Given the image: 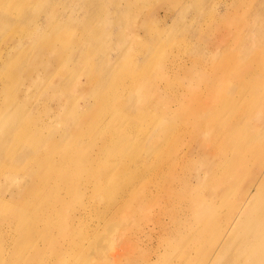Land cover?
Instances as JSON below:
<instances>
[{
  "label": "rangeland",
  "instance_id": "374dc122",
  "mask_svg": "<svg viewBox=\"0 0 264 264\" xmlns=\"http://www.w3.org/2000/svg\"><path fill=\"white\" fill-rule=\"evenodd\" d=\"M47 2L50 4L46 5ZM7 17L16 22L9 24L5 20ZM259 27L264 34V0H0V143L3 141L0 144V168L8 175L17 176L12 184L13 188L27 187V193L16 194V199H13L15 195H10L9 191H0V264H6L8 260L10 264H93L102 254L103 261L108 264L109 255L115 254L117 250L123 257L125 253H121L119 247L125 243L123 240L127 236L129 240H135L133 227H143V221L132 213L129 214V211L123 209V205H136L146 201L149 208H157L161 201L159 199H165L166 195L179 197L182 206L166 207L165 217L171 214L181 215L183 209L191 204H206L199 213L205 223L210 225L209 241L194 242L192 249L196 253H208L212 247L210 239L219 227L220 218L231 214L233 197L237 191L233 194H220L226 186L222 190H218L217 186L228 181L210 179L196 191L193 189L185 193L186 204L183 207L182 193L178 189L170 191L164 187L171 181L169 171L177 158V139L183 137L181 148L189 145L192 140L191 126L181 127L182 121L178 117H165L169 122L162 126V136L158 141L161 146L169 142V148L149 149L148 141L143 137L148 136V130L153 127L154 121L164 114L163 106L177 102L184 112L192 115L193 109L199 106V98L203 93L201 89L190 88L188 81H173V73L166 75L160 71L164 68L163 65L173 59L188 61L187 56L191 51L202 48L211 57L213 65L201 66V69L210 72L217 69L223 75V81L213 86L224 85L226 71L246 65H251L254 70L264 69V62L251 60L259 51V41L252 38L250 42L244 38L246 35H256ZM54 31L61 35L62 41L52 42L49 49L41 51L34 59V64L49 70L31 86L15 82L11 71V66L16 62L14 57L27 56L22 60L24 66L31 59L34 49L39 48L41 40L46 36L52 37ZM207 45L210 49L206 48ZM237 46L236 50L230 49ZM111 56L113 59H110ZM235 57L239 58V64H235ZM142 59L148 62L149 67H144ZM135 60L140 62L132 65ZM262 76L238 79L239 85L249 89L253 95V100L249 103L238 101L245 103L241 107L242 119L248 121V127L241 129L243 135L256 131L259 125L256 112L260 105L256 104L264 103V96L257 92V85L260 81L264 83ZM8 81L10 83L7 85ZM176 85H180L176 87V98L183 96V102L174 98L163 102ZM61 87L70 88L73 95L61 92ZM17 89L23 93L18 95ZM96 90L100 92L99 97H95ZM5 92L25 112L13 117L11 122H6L3 117L6 107ZM226 105L230 104L226 102ZM138 106L145 109L144 115L127 113L128 107L134 110ZM36 111L40 113V117ZM118 111L127 113L126 117L111 121V114L114 116ZM229 120L231 119L226 121ZM201 121L208 123L207 118ZM243 123L241 120L239 125ZM7 127L14 130L4 141V130ZM218 130L226 135L224 131L227 128ZM110 135H113V139ZM232 136L233 130L229 131L224 143L216 135L209 138L203 136V141L227 149L232 158L243 156L245 149L239 142L236 141L232 146L226 144V139ZM101 137L105 143L101 142ZM262 146L264 147V135ZM22 153L25 155L20 164H8L9 160ZM69 158L74 160L72 164L66 162ZM85 159L89 162L86 163ZM34 160L38 161V165ZM220 162L222 165L218 171H222L230 161L223 158ZM82 165L123 167L120 172L108 174L113 177V186L110 188L107 184L109 176L102 180L97 189L73 178L72 185L69 186L71 193L78 194L87 189V195L104 194L99 210L104 202L112 203L121 210L113 216V224L110 223L112 227L109 222L101 223L95 229L96 237L84 241L83 257L72 260V250L58 244L53 247L50 243L51 239L59 238L62 225L58 228V215L54 216L53 227L48 231L46 227L50 225L49 219L39 210L47 204L51 195L63 193L59 183L71 182H63L61 178L64 175L77 176L78 168ZM209 166L208 161L196 162L188 165L187 170L206 176ZM29 176L33 177L32 185H26ZM118 177L119 180H134L135 191H128L123 197L116 199L113 190L118 187ZM172 182L180 184L177 178ZM9 183L11 181L6 175V181L2 184ZM139 188L144 189L140 198L145 201L138 199ZM19 192L22 193L23 190ZM206 192L216 193L215 198L207 199ZM90 198L78 195L71 198V204L65 205L63 202L58 205L56 210L60 207L64 223L66 224L69 216L80 210V204L91 203L93 199ZM71 199L67 198V201ZM14 209H25L23 211L26 213L22 215L24 217H3ZM193 214L197 215L198 212L194 211ZM93 216H88L86 221L97 224V219H93ZM262 221L264 218L255 215L248 218L250 227L262 226L263 230L251 236L250 245L231 251L230 254L235 257L245 255L244 259H238L239 264H254L255 259L249 253H260L261 248L264 251ZM180 224L184 226L181 220ZM73 225L76 227L71 231L73 235L79 229H84L83 223L79 227L78 221H74ZM21 231H29L28 238L18 241ZM240 235L242 233L237 231L236 236ZM118 236L123 240L117 242ZM59 246L69 254L68 263L66 253L55 250ZM101 246L103 248H99ZM179 246L181 248L178 250H182V253L185 247L182 242ZM160 250L162 256L157 264L183 260L182 255L178 256L177 250L171 254H175V257H171L169 246L166 248L163 245ZM141 262L143 259L138 263Z\"/></svg>",
  "mask_w": 264,
  "mask_h": 264
},
{
  "label": "bare ground",
  "instance_id": "6f19581e",
  "mask_svg": "<svg viewBox=\"0 0 264 264\" xmlns=\"http://www.w3.org/2000/svg\"><path fill=\"white\" fill-rule=\"evenodd\" d=\"M18 4V3H16ZM50 2H47L46 5H49ZM21 6L20 4H18ZM58 19V17H57ZM6 22L9 24H13L16 22L15 19L7 17ZM221 33L222 30L220 29ZM256 35L253 36L246 35L244 38L246 41L252 40L255 38L260 43L259 51L257 52L256 57L251 59L255 62H264V34L261 33V29H257ZM54 41H62L61 35L54 31L51 36H46L41 40V44H39L38 49H34L31 59L27 61V63L22 65V58L19 55L15 56V63L11 66V71L13 74V80L19 84H24L27 86H31V84H35L39 77L47 72L48 68H43L39 64H34V59L38 57L41 51L47 50L51 47L52 42ZM206 48L210 49L207 45ZM238 48H230L231 50H236ZM229 49V48H228ZM74 52V51H72ZM242 57L244 56L241 55ZM19 57V58H17ZM17 58V59H16ZM113 59V56L110 57ZM188 61H181L179 59H173L168 62L165 66L163 65V69L160 71L163 74L168 75L169 73H173L175 76L174 80L177 82L188 81L190 84L188 86L192 89H201L203 91L202 95L199 98V106L194 108V114L188 115L184 110L178 105L177 102H173V105L167 104L163 106L164 114L160 115L153 124V127L148 130V136L143 137V139H147V146L149 149L155 148H169L171 144L166 142L163 146L159 144L158 139L162 136V126H165L169 121L165 119L167 116H173L174 118L178 117L182 121L181 127L190 125L192 128V140L189 145L184 148H181L180 144L182 142V136L177 139V147L175 148V152L177 158L172 165L170 166L169 177L170 180L165 185V190L175 191L178 189L179 192L184 196L183 207L186 204V195L185 193L190 192L191 190L201 188L205 182L216 179L227 180L228 182L224 185L217 186L218 190H222L224 186H226L220 194H233L236 193L234 198V203L231 207V214L223 215L220 218V222L218 223L219 227L216 228V233L212 239H210V243L212 245L211 249L206 254L196 253L194 249H192V244L198 242L209 241L208 234L210 231V225H207L202 219L201 212L202 207H205L206 204L203 202L196 203V205L191 204L190 206L183 209L181 215L180 214H171V216H164L166 211V207L171 206H182L181 199L177 196L166 195L165 199L159 202L157 208H149V204L146 203L145 199L140 198L143 196L144 189H138L140 200L145 201L144 203L132 205L131 203H127L123 205V209L129 211V214H133L136 218H140L143 222V227L138 229L133 227L132 233L135 237L134 241L129 240V236L123 240L120 236H118L117 242L123 240L125 243L120 244L119 250L121 253H125L122 257L120 256V252L109 255L110 262L108 264H157L160 261L162 256L161 247L165 245L167 248L169 246V254L171 255L173 251L177 250L178 256L182 255L183 260L180 262H170L169 264H239L238 259L245 258V255L240 254L236 257L234 254H230L233 249H238L239 247H243L246 244L252 243V237L255 233L263 230V227H250L248 218L252 215L257 216L258 218H264V147L262 146V136L264 135V103L258 102L256 105H260V108L257 110L256 114L258 119V126L256 131H252L246 134L241 133L242 127L247 128V122L242 119L243 110L241 109L245 103L238 102L239 100H244L246 103H249L253 100V95L249 92V89H244L239 85V78L241 77H250V76H262L264 74V69L254 70L251 65H246L244 67L239 66L237 69H232L230 71H226V77L224 80L226 83L224 85L213 86L214 84H220L223 81V75L218 73L217 69H213L211 72L206 69H201V66H210L213 65V61H211V57L209 54H205L202 48L195 49L194 52L191 51L189 57L187 56ZM235 64H239L240 60L238 57H235ZM140 61L135 60L132 61V65H137ZM141 63L144 67H149L148 62L145 59L141 60ZM264 77V76H262ZM25 80L26 82H23ZM10 81L6 82L8 85ZM180 85H176L170 93H168L167 98L163 101L166 102L171 98H174L180 102H183V96L177 97L178 94L176 92V87ZM16 92L18 95H21L23 92L20 89H17ZM61 92H65L73 95L72 90L68 87H61ZM257 92L264 96V83L261 81L257 85ZM8 92H5L6 96V107L3 112V117L6 122H11L13 117L25 114L24 110L18 107L14 100L8 97ZM100 92L98 90L95 91V97H99ZM175 100V101H176ZM226 102L230 105H226ZM222 104L223 106L218 107L217 105ZM236 104V107H234ZM234 111L232 114H228V112ZM37 115L40 117V113L38 111ZM135 113L139 115L145 114V109L141 106L135 108L133 110L132 107L127 108V113ZM127 113H122L118 111L117 113L111 114L110 120H122L126 117ZM208 120V123H202L201 119ZM233 118V119H232ZM231 119L229 121H226ZM241 120L244 122L241 123ZM183 124V125H182ZM239 125V126H237ZM237 126V127H236ZM185 128V127H184ZM220 128H227L226 135L218 132ZM14 129L11 127H7L4 130V138L9 137ZM233 130V136L228 137L226 139V144L228 146H232L235 142H239L241 146L244 147L245 153L243 156L238 158L230 157L227 149L221 148L220 145H209L204 137L209 138L211 136H218L222 139L224 143V139L229 135V131ZM110 138L113 139V135H110ZM1 141L0 144H2ZM101 142L105 143L104 139L101 137ZM260 149V150H259ZM156 150V149H155ZM25 153H22L20 156L9 160L8 164H13L14 166L20 164L22 159L24 158ZM223 158H227L230 162H228L222 171H218L221 164V160ZM2 161L0 154V163ZM86 163L89 162L87 159L84 160ZM209 162L210 166L208 167V171L206 176L202 175L200 172L193 171L190 172L187 170L188 165H193L196 162ZM36 165H38V161L34 160ZM67 163L72 164L74 160L69 158L66 160ZM94 164V163H93ZM122 166L118 165L113 168L112 166H97V165H82L78 168L77 176L73 177L71 175H64L61 178V181L68 182L73 178L75 181H81L86 184V186H91L93 189H97L101 186L102 180L108 178L107 182L108 188L112 187L113 177L108 175L111 173L112 175L122 171ZM97 174V176H95ZM6 175L8 176V180L11 181L9 184H2L6 181ZM150 175V174H149ZM177 178L180 184L175 185L172 181ZM17 179V176L8 175L5 170L0 168V191H9L10 195L14 196L13 199H16V194H24L27 190V187H22V193L19 192L21 189L13 188L12 184ZM33 177L29 176L26 185L33 184ZM72 179V180H73ZM13 180V181H12ZM83 180V181H82ZM118 187L113 190L115 192L116 199L119 197H123L128 191L134 192L135 187L133 186L134 180L131 179H120L117 178ZM72 185V181L69 183H59L60 189L63 193L60 192L56 195H51L47 204L39 210L43 213L47 219H49L50 225H47L48 231H51L53 227V219L54 216L58 215V228L60 224L62 225L59 231L58 239H51L50 243L58 244L63 246L65 249L72 250V260H79L84 255L83 245L84 241L91 238L96 237L95 229L102 224H106L109 222V226L112 227L113 216L121 210L119 208H115L113 204H109L108 202H104L102 204V208L99 210L101 206V201H103L102 195L89 194L87 195V189L84 191L77 193H71L69 191V186ZM27 193V192H26ZM25 193V194H26ZM24 194V195H25ZM207 199L213 200L215 198V194L213 192H206ZM86 196L91 197L93 201L91 203H82L80 204V210L73 213V216H69L66 224L64 223L63 216L61 214V210H56L58 205L63 202L65 205L72 203V197L77 196ZM71 199L67 201V198ZM90 198V199H91ZM81 199V198H80ZM113 199V197H112ZM67 201V202H66ZM142 201V202H143ZM148 207V208H147ZM142 209H146L143 211ZM25 210V209H23ZM23 210H11L9 214H6L3 217L11 216L13 219L18 217H24L26 211ZM57 211V212H56ZM198 212L197 215H194L193 212ZM124 212V210H123ZM128 214V215H129ZM93 216V219H97V224H91V222H87L86 219L88 216ZM131 215V216H133ZM133 216V217H134ZM166 219V220H165ZM201 219V220H199ZM180 220L184 222V226H181ZM203 220V222H202ZM74 221L79 222V227L81 223H83L84 229H79L77 234H71ZM96 221V220H94ZM69 222V223H68ZM112 223V224H110ZM264 223V221H262ZM123 225V224H122ZM104 227V226H103ZM76 228V227H75ZM106 228V227H104ZM123 229V226L121 227ZM132 226L130 227V229ZM99 229V228H98ZM109 229V228H108ZM107 229V230H108ZM121 229V230H122ZM127 229V228H126ZM24 230V229H22ZM102 230V229H101ZM120 230V228H119ZM240 231L242 235L239 237L236 236V232ZM107 232V231H106ZM122 232V231H121ZM127 232V230H126ZM28 232L21 231L20 235H18V241H23L28 238ZM120 233V232H119ZM118 233V234H119ZM120 235V234H119ZM251 237V238H250ZM107 238V237H106ZM59 240V241H58ZM60 240H63L60 242ZM182 242L185 250L181 253L182 250H178L181 248L179 243ZM175 245V246H173ZM60 246L55 250L64 251L68 258L70 257L67 254L66 250L60 249ZM183 247V248H184ZM99 248H103L102 246ZM240 248V249H241ZM239 251V250H238ZM56 256L54 254L53 258ZM165 255H163L164 257ZM248 256V255H246ZM250 257H253L254 264H262L264 261V251L261 248L260 253L250 252ZM117 257V259H116ZM171 257H175V254L171 255ZM123 259V261H122ZM140 259H143V262L138 263ZM103 254L97 259L93 264H106L103 261ZM6 264H10V261H6ZM58 264H63L59 262ZM71 264V263H69ZM250 264V263H244Z\"/></svg>",
  "mask_w": 264,
  "mask_h": 264
}]
</instances>
